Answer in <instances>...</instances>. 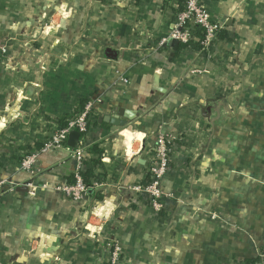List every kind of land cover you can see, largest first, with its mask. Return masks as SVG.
<instances>
[{"label":"crops","instance_id":"obj_1","mask_svg":"<svg viewBox=\"0 0 264 264\" xmlns=\"http://www.w3.org/2000/svg\"><path fill=\"white\" fill-rule=\"evenodd\" d=\"M205 6L227 35L208 56L177 55V0H0V181L13 188L0 198V264H108L114 248L121 264L264 255V0ZM92 102L101 153L84 154L100 186L74 202L58 188L73 184L76 149L42 153L31 172L21 163ZM121 109L135 119L104 121ZM161 136L190 139L201 159L178 164L174 149L155 212L135 188Z\"/></svg>","mask_w":264,"mask_h":264},{"label":"built area","instance_id":"obj_2","mask_svg":"<svg viewBox=\"0 0 264 264\" xmlns=\"http://www.w3.org/2000/svg\"><path fill=\"white\" fill-rule=\"evenodd\" d=\"M184 1L186 2V10L176 15L171 37L178 44H188L196 40V30H203L205 38L202 42V51H206L208 56L210 50L218 43V34L224 29V24L211 15L205 6V0ZM97 103H101V101L97 100ZM94 110L95 106L92 102L86 104L83 110L73 112L67 118L66 125L63 128L44 138L42 140L43 146L40 150L27 152V155L21 163V169L23 171L31 172L35 168L37 159L42 153L65 148L70 133L74 131L80 133L81 139L76 149L79 170L74 175L75 181L73 184L63 185L61 188H58V190L74 202H84L89 197L90 192L95 191L100 186V183L96 180H92L88 186L84 183L82 177V173L84 172L83 167L85 166V162L88 161L84 154L88 139L94 136L99 138L97 135L103 129L100 128L99 114ZM169 142H172L169 138L162 136L158 138L156 147L151 154L150 164L147 167V180L150 182L147 186L135 188L141 195L143 201L148 202L155 212L161 211L164 207L163 202L166 194L162 190V182L172 169L171 156L174 148L173 146H168ZM11 191H13L12 184L7 180H1L0 198ZM105 239L108 240L107 237ZM114 249L109 254L110 262L108 264H121V252L118 248ZM256 264H264V255L260 257Z\"/></svg>","mask_w":264,"mask_h":264},{"label":"trees","instance_id":"obj_3","mask_svg":"<svg viewBox=\"0 0 264 264\" xmlns=\"http://www.w3.org/2000/svg\"><path fill=\"white\" fill-rule=\"evenodd\" d=\"M172 1L173 0H165L166 7H168ZM177 2H178V6H179L177 12L178 13L184 12L186 10V2L184 0H177ZM222 33L223 32H221V31L219 32V34H218V38L219 39H223V38H226L227 37L226 34H224V33L222 34ZM195 38H196V40L194 42H190L188 44H180L179 45V49L177 51V55L180 54L184 49H188V48H190L191 50H195V51H201V50H203L202 42L204 41V38H205V34H204L203 30H201V29L196 30ZM85 106H86V104L85 105H81V107L79 109H77V110L78 111H81V110H83L85 108ZM99 117H100L99 118V122H100V125H101V116H99ZM66 120H67V118H66ZM65 125H66V121H65V124H63L62 126L64 127ZM95 142L92 139L89 138L88 139L87 146L91 147V149H92L91 150V153L100 154L101 152H99L98 149L96 148ZM175 142H173V141L172 142H169L168 143V146L171 147L172 145L175 144ZM42 146H43V144H42ZM171 164H172V168H173V165L174 164H173V160L172 159H171ZM97 165H98V161L97 160H91V161H86L85 162V166L83 167L84 172L82 173V177H83L84 183L86 185H88V186L91 184V179L94 176V172H95V169H96V166ZM166 176H165V178H166ZM71 181L74 183V181H75L74 180V177L72 178ZM149 182L150 181L147 180L146 186H147V184H149ZM163 182H164V180H163ZM163 182H162V185H163ZM100 199H101V197H100ZM256 262H257L256 260H249L247 262V264H256Z\"/></svg>","mask_w":264,"mask_h":264},{"label":"water","instance_id":"obj_4","mask_svg":"<svg viewBox=\"0 0 264 264\" xmlns=\"http://www.w3.org/2000/svg\"><path fill=\"white\" fill-rule=\"evenodd\" d=\"M134 119L135 115L132 112L121 109L115 116H106L104 121L107 124L118 128L124 127L127 124V121H132ZM80 139V133L76 131L71 132L67 142L68 148H70L71 150L77 149ZM90 193H92V191Z\"/></svg>","mask_w":264,"mask_h":264},{"label":"rangeland","instance_id":"obj_5","mask_svg":"<svg viewBox=\"0 0 264 264\" xmlns=\"http://www.w3.org/2000/svg\"><path fill=\"white\" fill-rule=\"evenodd\" d=\"M95 51V53L94 54H96V51L97 50H94ZM88 52V56L90 57V52L89 51H86V53ZM97 53H99V51H97ZM99 55V54H98ZM101 55V54H100ZM133 121V120H132ZM132 121H127V124L128 123H130V122H132ZM162 135V134H161ZM171 140L173 141V142H175V144L174 145H172V146H175L174 147V149H175V151H179V150H182L180 153H178V155H177V159H181L180 161H179V163L178 164H182V165H187V166H191V165H194L195 163H198V161H199V159H201L200 158V156H198V157H195L194 158V154L193 153H191V152H193V150H191L190 149V144H189V140H188V138H186V137H179V138H176V137H171ZM197 145V144H196ZM190 149V150H189ZM186 152H188V153H186ZM190 152V153H189ZM190 156H192V158L193 159H191L190 161L188 160V158Z\"/></svg>","mask_w":264,"mask_h":264}]
</instances>
